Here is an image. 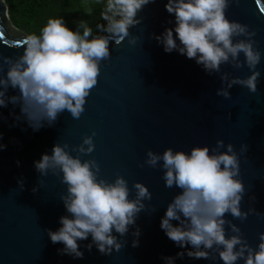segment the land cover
<instances>
[{
  "label": "clouds",
  "instance_id": "1",
  "mask_svg": "<svg viewBox=\"0 0 264 264\" xmlns=\"http://www.w3.org/2000/svg\"><path fill=\"white\" fill-rule=\"evenodd\" d=\"M156 2L106 0L100 13L106 25L98 23L96 26L103 34L93 35V29L83 20L73 31L63 18L49 19L40 35L23 37L22 55L9 57L0 53V108L11 104L20 110L19 115L14 111L10 113L14 123L9 127L26 122L38 132L46 126H54L65 112L79 120L86 111L88 97L98 85L102 62L111 59L110 40L119 45L127 39L135 45L139 37H132L130 30L142 23L138 16L144 7ZM239 3L240 0H167L165 9L174 16V21L167 23H174V27L150 37L162 45L166 53L178 52L195 60L210 76L221 73L226 64L235 70L246 66L251 72L247 78H233L228 72L220 75L224 86L216 94L225 99H231L230 89L234 86L245 87L255 94L261 78L257 67L262 53L255 39L256 31L227 16L230 6ZM260 11L264 13V8ZM86 14L91 16L92 10L88 9ZM10 89L17 94L9 95ZM4 119L0 113V123ZM96 135L93 132L85 136L78 146L56 143L51 154H43L34 162L40 177L51 173L66 186V194L60 197L67 212L60 217L62 226L56 231H45L53 244L64 245L58 249V254L73 259L84 258L79 242L89 237L91 242L84 245L88 252L94 246L106 256L113 251L120 252L127 246V240L122 238H126L132 228H135L131 233L132 247H139L142 232L136 221L148 207L145 201L152 200V193L143 183L133 184L135 198H130L132 189L122 175L110 182L100 176L101 166L97 160L81 158L95 151ZM2 140L0 132V152L7 147ZM225 147L226 151H221ZM242 151H248L247 144L242 145ZM73 152L77 155L73 156ZM146 157L140 168L162 169L165 186L179 189L167 205L160 227L167 238L184 251L175 257L162 256L165 264H175L185 256L193 260L219 259L223 264H239L240 261L264 264V233L259 234L260 242L253 248L241 228L233 223V220L243 223L253 214L264 219V213L255 208L242 210V201L248 192L239 178L240 158L234 145L225 146L223 140H218L214 148L197 146L190 152L168 148L163 154L149 150ZM16 163L20 165V161ZM17 184L21 191L25 190L23 177ZM32 191L38 192L39 187ZM156 211L154 208L152 213ZM228 215L232 219H227Z\"/></svg>",
  "mask_w": 264,
  "mask_h": 264
},
{
  "label": "water",
  "instance_id": "2",
  "mask_svg": "<svg viewBox=\"0 0 264 264\" xmlns=\"http://www.w3.org/2000/svg\"><path fill=\"white\" fill-rule=\"evenodd\" d=\"M166 2L157 0L139 13L142 23L130 30L132 37H139L135 45L127 39L119 45L110 40L111 59L102 62L98 85L88 97L86 111L79 120L65 112L54 126L34 132L26 122L9 127L14 123L10 113L20 114L18 106L0 108L5 118L0 123L2 143L7 146L0 152V264H165L162 256L175 257L184 251L160 227L167 205L179 189L165 186L162 169L139 167L149 150L159 154L168 148L190 152L197 146L214 148L218 140H223L225 146L234 145L240 158L239 178L248 192L242 210L255 208L264 213V13L260 11L264 0L259 5L257 0H240L239 5L232 4L227 11L230 20L256 31L255 39L262 53L257 67L261 72L258 91L253 94L245 87L234 86L230 89L231 99L216 94L224 86L220 75L228 72L233 78H247L251 72L246 66L235 70L226 64L221 73L210 76L195 60L178 52L166 53L162 45L150 38L153 33L160 35L165 28L174 27V23H167L174 21V16L167 13ZM0 32V53L9 57L22 55L23 37L28 34L13 24L5 0H0ZM240 59L244 60L243 54ZM8 94L17 93L10 89ZM93 132L97 134L95 151L81 158L97 160L100 176L110 182L122 175L132 189L130 198H135L133 184L143 183L152 193V200L145 201L148 207L136 221L142 232L139 247H132V228L122 238L127 240V246L120 252L106 256L95 246L88 252L84 245L91 242L89 237L79 242L84 258L73 259L59 255L58 249L64 245L53 244L45 231H56L62 226L60 217L67 212L60 197L66 194V186L51 173L40 177L34 162L43 154H51L56 143L78 146ZM245 144L248 151H242ZM221 151H226V147ZM21 177L25 180L24 191L17 184ZM34 187H39V191L33 193ZM154 208L157 211L152 213ZM226 218L232 219L230 215ZM233 223L256 248L259 234L264 233V219L253 214L243 223ZM175 264L223 261L185 256Z\"/></svg>",
  "mask_w": 264,
  "mask_h": 264
},
{
  "label": "trees",
  "instance_id": "3",
  "mask_svg": "<svg viewBox=\"0 0 264 264\" xmlns=\"http://www.w3.org/2000/svg\"><path fill=\"white\" fill-rule=\"evenodd\" d=\"M9 7L10 18L13 24L27 31L28 34L40 35L33 21L37 20L39 30L46 26L49 19L63 18L66 25L73 31L83 20L93 29V35L103 34L97 31V24H105L100 13L106 0H5ZM88 9L92 15H87Z\"/></svg>",
  "mask_w": 264,
  "mask_h": 264
},
{
  "label": "rangeland",
  "instance_id": "4",
  "mask_svg": "<svg viewBox=\"0 0 264 264\" xmlns=\"http://www.w3.org/2000/svg\"><path fill=\"white\" fill-rule=\"evenodd\" d=\"M33 24H34L35 28H36L38 31L41 32V30H39V28H38V26H40V25L37 23V20H34V21H33ZM23 31H24V30H23ZM25 32L28 34L27 31H25Z\"/></svg>",
  "mask_w": 264,
  "mask_h": 264
},
{
  "label": "snow or ice",
  "instance_id": "5",
  "mask_svg": "<svg viewBox=\"0 0 264 264\" xmlns=\"http://www.w3.org/2000/svg\"><path fill=\"white\" fill-rule=\"evenodd\" d=\"M0 39H2V40H3V33H2V32H0ZM4 43H5V44H7V43H8V41L4 40Z\"/></svg>",
  "mask_w": 264,
  "mask_h": 264
}]
</instances>
